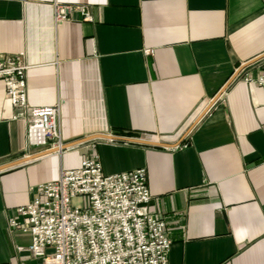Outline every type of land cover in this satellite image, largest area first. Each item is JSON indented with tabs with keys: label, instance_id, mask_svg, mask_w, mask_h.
<instances>
[{
	"label": "crops",
	"instance_id": "1",
	"mask_svg": "<svg viewBox=\"0 0 264 264\" xmlns=\"http://www.w3.org/2000/svg\"><path fill=\"white\" fill-rule=\"evenodd\" d=\"M85 6L55 22L54 4ZM19 54L30 105L61 103L64 144L92 134L176 143L242 64L264 54V0H0V57ZM244 67L176 146L91 138L0 170V264H42L9 229L38 183L96 144L105 173L146 169L169 264H264V89ZM0 79V165L32 155Z\"/></svg>",
	"mask_w": 264,
	"mask_h": 264
},
{
	"label": "built area",
	"instance_id": "2",
	"mask_svg": "<svg viewBox=\"0 0 264 264\" xmlns=\"http://www.w3.org/2000/svg\"><path fill=\"white\" fill-rule=\"evenodd\" d=\"M54 8L55 22L68 20L75 8L84 19L89 15L85 6L55 3ZM28 68L19 54L0 57V79L17 109L14 117L26 118L29 148H61V103L29 104ZM244 79L264 89V70ZM151 199L145 168L105 173L92 149L75 169L38 183L32 200L15 209L9 229L30 234L29 244L17 249L42 264H169L172 239L150 209Z\"/></svg>",
	"mask_w": 264,
	"mask_h": 264
},
{
	"label": "water",
	"instance_id": "3",
	"mask_svg": "<svg viewBox=\"0 0 264 264\" xmlns=\"http://www.w3.org/2000/svg\"><path fill=\"white\" fill-rule=\"evenodd\" d=\"M264 54H262L261 56H258L257 58H253L251 60H249L247 63L242 64L240 67H238L234 74L232 75V77L221 87V89L219 90V92L207 103V107L193 120L192 125H190V127L181 135L182 137H180V139H178V141L176 143H168V142H163V141H159V140H155L153 138H142V137H127V136H115L112 134H92L90 136L84 137L80 140H75L74 142H70V143H66L63 144L61 146L60 149H64L67 147H71L74 146L77 143L83 142V141H87L90 140L91 138H109V139H113V140H126L129 142H138V143H142V144H146V145H156V146H171V147H176L178 146L182 140L186 137V135L192 130V128L199 122V120L202 118V116L207 112V110L211 107V105L221 96V94L225 91L226 87L235 79V77L237 76V74L246 66H248L250 63L257 61V59L263 57ZM59 148H48L44 151H39L36 153H32V155H28V156H24L22 158H18L15 161H11V162H7V163H3L2 165H0V170H3L4 168H8L14 165H17L18 163L21 162H25V161H29L32 160V158L38 157V156H42L44 154H46L47 152H54V151H59Z\"/></svg>",
	"mask_w": 264,
	"mask_h": 264
},
{
	"label": "rangeland",
	"instance_id": "4",
	"mask_svg": "<svg viewBox=\"0 0 264 264\" xmlns=\"http://www.w3.org/2000/svg\"><path fill=\"white\" fill-rule=\"evenodd\" d=\"M13 108V107H12ZM14 109V112H15V114L17 113V109H15V108H13ZM14 114V115H15ZM61 137V136H60ZM57 141V140H56ZM55 142V141H54ZM27 146H28V143H27ZM92 149H95V151H97V149H96V144H91L90 146H89V148H88V150H87V154H85L84 156H86V155H89L90 154V152H91V150ZM98 153V152H97ZM84 156H82V158L84 157ZM81 158V159H82ZM77 202H79V199L77 198V200H75V203H77Z\"/></svg>",
	"mask_w": 264,
	"mask_h": 264
},
{
	"label": "bare ground",
	"instance_id": "5",
	"mask_svg": "<svg viewBox=\"0 0 264 264\" xmlns=\"http://www.w3.org/2000/svg\"><path fill=\"white\" fill-rule=\"evenodd\" d=\"M56 148V147H55ZM60 149V148H59ZM62 149H60L59 151H61Z\"/></svg>",
	"mask_w": 264,
	"mask_h": 264
}]
</instances>
